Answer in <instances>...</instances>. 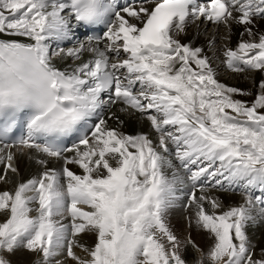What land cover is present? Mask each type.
<instances>
[{
	"label": "snow or ice",
	"instance_id": "obj_1",
	"mask_svg": "<svg viewBox=\"0 0 264 264\" xmlns=\"http://www.w3.org/2000/svg\"><path fill=\"white\" fill-rule=\"evenodd\" d=\"M118 7L116 0H0V139L29 110L19 145L64 161L62 169L46 167L14 190L0 191V213H7L0 222V264H11L9 255L20 247L37 253L38 264H66L67 258L76 264H188L166 223L184 179L192 184L197 225L215 239L197 264H264V249L257 256L246 234L249 223L264 219V80L251 103L235 99L251 93L220 83L202 49L175 38L201 18L225 26L235 21L255 36L252 25L264 19V0H140ZM72 19L104 23L103 41L89 37L78 48L52 52L49 41L70 38ZM85 52L92 58L70 69L53 61L80 60ZM121 52L126 58H119ZM224 55L229 69L264 72V34ZM105 93L150 121L163 153L169 141L175 145L186 177L177 170L169 177L175 165L148 135L123 134L102 118L91 137L82 136L72 148L57 143L97 113ZM5 160L0 181L7 182L6 173L17 172L14 153L0 155ZM204 176L213 186L242 188L244 202L217 214L218 199L196 195L198 184L204 192ZM256 189L261 195H254ZM85 232L96 234L91 248L78 243Z\"/></svg>",
	"mask_w": 264,
	"mask_h": 264
},
{
	"label": "bare ground",
	"instance_id": "obj_2",
	"mask_svg": "<svg viewBox=\"0 0 264 264\" xmlns=\"http://www.w3.org/2000/svg\"><path fill=\"white\" fill-rule=\"evenodd\" d=\"M120 3V8L124 6H130L133 3H139L140 0H116ZM71 34L68 39H51L49 41L50 50L52 52H58L60 49L65 51L69 48H78L81 43L87 42V37H85L80 32L79 24L72 19L70 21ZM253 32L255 36H249L245 31V27L242 24H238L235 21L231 22L229 26L223 24H216L215 22L207 21L201 18L196 22H189L185 31L177 33L175 38L180 40L183 44H188L191 47H199L202 49V56L208 57L212 68L215 71V78L223 83L227 87H234L243 89L245 92H250L251 95H235V99H240L250 103L255 95L259 92V81L264 80V72L258 70L248 69L245 66L243 71H234L229 69L226 65L225 51L228 48L236 49L238 44L242 41H249L252 39H258L260 34H264V19L256 18L255 23L252 25ZM25 41L27 38H22ZM103 41V40H102ZM103 47V42L101 43ZM125 54L123 52L120 53ZM126 56V55H125ZM92 58V54L85 52L82 55L81 60H76L68 56H55L53 61L55 65L61 70L75 66L81 61H86ZM126 58V57H125ZM112 59H116L115 56ZM124 59V58H123ZM195 67V65H193ZM227 69H225V68ZM242 72L245 74L239 76ZM139 87V86H137ZM111 100L113 102H109ZM101 99L105 103L97 110L95 114L97 119L95 123H98L102 118L107 122L110 128L116 129L119 132L126 135H137L146 134L149 139L152 140L153 145L157 146L158 150L163 153L162 149H159V137H156V132L152 129L151 123L146 117L142 116L138 111L127 108L122 101L115 100V97L111 93L102 94ZM8 145V144H5ZM4 144H0V155H6L8 151L14 153L13 166L17 169V172L13 173L10 170L6 173L7 182L0 181V191H12L15 186L19 183L25 182L33 177H38L47 168H55L57 170L62 169L64 166L63 159H56L52 157H47L45 154L32 148L18 146V145H8L5 148ZM84 146H81L83 149ZM72 148V147H70ZM68 148V149H70ZM168 152L163 154H168L170 152L175 155V145L168 142ZM65 155L69 157L73 156V152H66ZM47 160V165H42L39 163L40 160ZM174 160L177 164V170L186 177V173L183 168L180 167V162L174 156ZM114 164V161H110ZM6 160L0 162V175H5ZM71 171L78 175H83V169H81L76 164L67 165ZM193 170H196L193 168ZM169 177H171L172 172H168ZM201 183L204 184V192L202 193L197 185L195 192L197 196L202 194H208L211 191L212 196L220 202L221 207L215 209L217 214L227 211L229 208L238 206L244 202V191L242 188L233 187L229 188L227 185L224 187L213 186L214 180L208 176L201 178ZM177 189L181 194L186 195V198L190 201V196L193 191L192 184L187 179H184L183 183L177 184ZM183 189V190H182ZM261 192L259 189L254 190V195H259ZM210 196V195H209ZM206 211L212 212L213 209L211 205L206 202L204 204ZM194 210L191 213V210ZM196 207L194 204L187 206L179 205L178 207L172 205L166 214V223L168 224L170 230L178 231V235L183 237V239H178L180 241L181 247L180 251L183 258L188 262V264H197L201 259L202 254L206 257L207 252L211 249L215 243L214 235L208 230L197 225L194 221ZM35 215V212L32 213ZM193 217H187V215H192ZM7 218V213H0V222H3ZM257 232V233H255ZM247 233H250V237ZM246 234L249 240L253 242L255 246V252L257 256L260 254V250L264 249V219L257 217L255 222L249 223L246 227ZM176 235V236H178ZM178 238V237H177ZM96 234L94 232H85L79 234L78 243L83 245L85 248H91L96 243ZM187 240L190 241L191 245L186 244ZM189 243V242H188ZM74 251L78 256L82 258L87 257V253L81 247L74 248ZM12 260V264H38L39 255L35 252L24 251L22 249L16 250L13 254L9 256ZM65 255L59 256L58 259L65 260ZM66 264H76L71 258L66 259ZM205 264L209 262L205 259Z\"/></svg>",
	"mask_w": 264,
	"mask_h": 264
},
{
	"label": "rangeland",
	"instance_id": "obj_3",
	"mask_svg": "<svg viewBox=\"0 0 264 264\" xmlns=\"http://www.w3.org/2000/svg\"><path fill=\"white\" fill-rule=\"evenodd\" d=\"M120 59H122V58H125V56H120L119 57ZM246 72H242L239 76H241V75H243V74H245ZM239 89V88H238ZM243 90V89H242ZM255 98V97H254ZM254 98L252 99V101L254 100ZM252 101H250V103L252 102ZM211 192H216V191H211ZM211 192H209L208 193V195H210V196H212V194H211ZM216 194H217V192H216ZM175 202H177V203H187V204H190V202L189 201H185L181 196H178V199L177 200H175ZM204 204H206V202H204ZM82 207H85L86 208V206H82ZM87 210V209H86ZM194 212V210L192 209L191 210V213H193ZM193 217V214L192 215H187L186 216V218L187 217ZM195 222H196V219L194 220ZM255 233H257V232H255ZM173 234L174 235H178V231L176 230V231H173ZM248 234V236L250 237V233H247ZM178 237V239H180L181 237L178 235L177 236ZM248 237V238H249ZM181 239H183V237L181 238ZM189 242V240H187V242H186V244H189V245H191V243H188ZM251 242V241H250ZM252 244H254L253 242H251ZM19 249H22V250H26V251H30V250H28L27 248H25V247H20ZM19 249H17V250H19ZM32 252V251H31ZM13 254V253H12ZM10 256V255H9ZM8 259L11 261V264H12V260H11V258L10 257H8Z\"/></svg>",
	"mask_w": 264,
	"mask_h": 264
}]
</instances>
